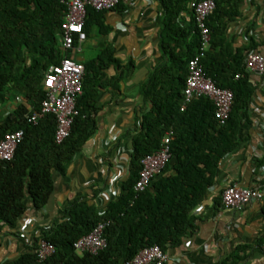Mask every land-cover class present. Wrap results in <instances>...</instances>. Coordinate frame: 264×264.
Returning <instances> with one entry per match:
<instances>
[{
  "label": "trees",
  "instance_id": "1",
  "mask_svg": "<svg viewBox=\"0 0 264 264\" xmlns=\"http://www.w3.org/2000/svg\"><path fill=\"white\" fill-rule=\"evenodd\" d=\"M66 1L0 0V140L8 132L24 131L14 157L0 161V231L6 225L13 229L20 226L28 209L27 199L37 210H44L54 191V173L66 174L69 163L97 130L95 114L100 109L98 95L104 86L105 69L119 66L122 74L114 79L120 80L131 68L130 64L122 65L109 46L84 62L78 114L71 133L62 142L55 139L54 114H45L37 122L29 120L32 113L41 112L47 97L45 75L50 67L60 64L64 57L72 58L73 49H65L61 42ZM215 1L216 8L206 20L210 44L201 52V34L194 15L189 29L178 23L190 0H158L165 13L161 46L169 62L155 68L144 92L151 106L134 130L122 137H132L133 148L128 173L117 183L116 198L104 211L93 197L75 199L51 228L40 227L25 236L27 251L5 264H39L36 248L41 240L56 247L48 264H124L144 247L158 244L168 250L193 233L194 208L214 184L220 161L247 140L250 134L243 128L252 122L248 104L253 89L247 80L246 57L257 44L248 34L247 46L234 50L229 45L224 19L239 13L238 0ZM123 2L120 0L117 10H123ZM105 13L87 6V35L96 26L103 31ZM78 43L74 42V49ZM199 54L205 73L219 87L234 93L230 117L224 124L216 118L214 102L206 96L194 97L181 110L189 61ZM167 131L172 132V159L145 190L136 191L143 159L161 148ZM121 146L118 140L115 147ZM114 150L104 158L109 159ZM262 164L260 159L256 165L260 168ZM101 222L109 223L106 248L97 254L78 253L74 243ZM239 258L240 254L234 253L222 264H237Z\"/></svg>",
  "mask_w": 264,
  "mask_h": 264
},
{
  "label": "crops",
  "instance_id": "2",
  "mask_svg": "<svg viewBox=\"0 0 264 264\" xmlns=\"http://www.w3.org/2000/svg\"><path fill=\"white\" fill-rule=\"evenodd\" d=\"M123 4L122 11L105 13L103 31L93 27L73 49L72 59L84 64L109 46L122 65L131 68L120 80L114 79L122 74L119 66L105 69L95 134L69 163L66 174L54 173V191L44 210H37L27 199L20 226L6 225L0 231V264L26 252L23 238L34 229L51 228L75 199L93 197L104 211L119 193L117 183L128 173L133 148L132 137H122L134 130L151 106L144 92L155 68L169 62L161 46L165 13L158 0H124ZM238 4L239 13L224 19L226 41L234 50L243 48L250 34L257 44L253 51L264 54V0H238ZM192 14L188 5L178 23L189 29ZM247 80L253 89L248 104L252 122L243 130L250 135L220 161L214 184L193 210V233L179 246L168 248V264H222L234 253L240 254L237 264H264V197L240 209L218 201L223 189L234 182L259 188L264 194V73L249 69ZM118 140L122 142L119 148L115 147ZM112 148L108 161L104 156ZM260 159L263 164L258 168Z\"/></svg>",
  "mask_w": 264,
  "mask_h": 264
},
{
  "label": "built area",
  "instance_id": "3",
  "mask_svg": "<svg viewBox=\"0 0 264 264\" xmlns=\"http://www.w3.org/2000/svg\"><path fill=\"white\" fill-rule=\"evenodd\" d=\"M119 3L120 0H67V11L62 22V46L67 50L74 49L76 40L82 42L86 39L84 23L87 6L111 12L116 9ZM215 8V0H190L189 2V9L195 17L201 34V52H204L210 44L211 35L206 20ZM201 55L199 54L189 61V73L183 90L184 101L181 110H184L194 97L206 96L214 102L216 118L224 124L230 117L234 93L230 89L219 87L213 78L205 73L201 64ZM246 66L247 70L264 73V54L251 51L246 57ZM84 73V64L70 57H64L60 64L51 66L45 75L47 97L42 102L41 112L32 113L29 118L30 121L37 122L45 114H54L57 119L55 139L58 143L71 133L74 118L78 114L77 99L83 93ZM23 137V130L5 134L0 140V161H8L14 157ZM171 140L172 132L167 131L161 148L143 159V168L135 184L136 191L145 190L170 162L172 159ZM115 180L116 178L113 182ZM221 196L226 207L240 209L253 201L261 200L264 194L259 188L243 186L234 182L223 189ZM108 225V222H101L90 233L80 237L74 243L76 251L80 254L84 252L97 254L106 248L105 229ZM36 253L39 264H48V261L56 253V247L46 240H41L37 245ZM168 262V251L160 245L154 244L144 247L133 258L125 260L124 264H168ZM55 264L66 263L57 262Z\"/></svg>",
  "mask_w": 264,
  "mask_h": 264
}]
</instances>
